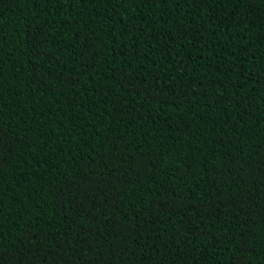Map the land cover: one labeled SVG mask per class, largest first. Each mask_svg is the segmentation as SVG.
Returning <instances> with one entry per match:
<instances>
[{
	"label": "trees",
	"instance_id": "obj_1",
	"mask_svg": "<svg viewBox=\"0 0 264 264\" xmlns=\"http://www.w3.org/2000/svg\"><path fill=\"white\" fill-rule=\"evenodd\" d=\"M0 264H264V0H0Z\"/></svg>",
	"mask_w": 264,
	"mask_h": 264
}]
</instances>
